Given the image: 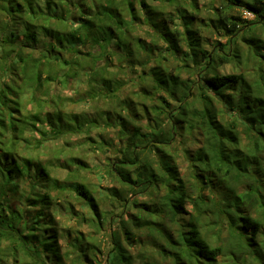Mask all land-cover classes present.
<instances>
[{"label":"trees","instance_id":"16d2710c","mask_svg":"<svg viewBox=\"0 0 264 264\" xmlns=\"http://www.w3.org/2000/svg\"><path fill=\"white\" fill-rule=\"evenodd\" d=\"M216 3L0 0V264H264V0Z\"/></svg>","mask_w":264,"mask_h":264},{"label":"rangeland","instance_id":"374dc122","mask_svg":"<svg viewBox=\"0 0 264 264\" xmlns=\"http://www.w3.org/2000/svg\"><path fill=\"white\" fill-rule=\"evenodd\" d=\"M206 0H201V2L202 3H204ZM219 1L220 0H217V2L218 3H216V4H219ZM244 16L245 17H248V18H253V15L252 14H250V13H248V12H246L245 14H244ZM152 37V35L150 34L149 36H148V38H151ZM215 39H218V37H216ZM222 42H224L225 41V39L224 38H222V39H220ZM222 70L223 71H226V72H233V71H235V69L232 67V66H230V65H227L226 67H224V68H222ZM120 76H121V78H123L124 80L123 81H126L127 80V75L126 74H120ZM83 82H80V84H82ZM65 93L67 94V95H69V96H72V91H70V90H66L65 91ZM87 107V106H86ZM97 132L98 131H95V132H93L92 133V136L94 137V138H97ZM105 135L106 136H112V131H107L106 133H105ZM84 139V136H80V135H75V136H68V137H66V138H63V139H61V140H58V141H56V142H54V146H57V147H70L69 145H73V144H76V142H77V140H83ZM77 149V148H76ZM89 151L88 152H84L83 154H85L86 156H87V161H89L90 162V164L91 165H94V164H97L98 165V167H99V165H101V160H105V157H106V155L105 154H108V151H106L104 154H95L93 151H91L90 149H88ZM63 153V152H62ZM67 157H66V154L65 153H63V154H61V157H60V161H62L63 159H66ZM100 168V167H99ZM181 170H182V172H185L186 171V169H185V165H182L181 166ZM65 170H62V171H59L58 173H61L62 175H64L65 174ZM86 175V174H85ZM96 175L99 177H96L97 179H95L93 176H87V183H89V185H90V188H91V184L92 183H98V182H100V184H102L104 187H111V186H116L121 192H123V195L125 196L126 195V193H127V190L129 189V188H127V187H125L124 185H121L120 183H118L117 181H116V179H111L110 180V178H106V177H104V179H102V178H100V176H102L101 175V173H96ZM98 179H100V180H98ZM92 182V183H91ZM91 183V184H90ZM93 186H94V184L92 185V190H93V192H94V194L96 193L95 192V190H94V188H93ZM105 190L103 189V192H104ZM102 192V193H103ZM129 193L130 192H128L127 193V195H129ZM75 199H76V196H75V194L74 193H70L69 194V196H68V198H67V201L69 202V203H72V202H74V205L75 206H73L72 205V209H73V211H76L77 212V210H79L80 208L76 205V201H75ZM74 200V201H73ZM77 200V199H76ZM98 200H99V205H100V209H102V210H104L105 212H112L113 213V216L115 217V218H117L118 216H119V220L120 219H126V218H128V214L129 213H134V212H136L137 211V208L136 207H133V206H131L130 205V207L129 208H127L126 209V207L124 208V203H125V201L122 199V198H119V196L118 195H116V194H114V196L113 197H111L109 194H105L104 193V195H102V198L100 199V198H98ZM139 200H141V199H139ZM128 202H126V204H127ZM64 207V206H63ZM79 208V209H78ZM71 209V210H72ZM59 211L58 212H60L61 211V209H58ZM122 210H124L123 211V213L121 214V212H122ZM55 213H57V211L55 212ZM58 216V218L59 219H63V215H57ZM67 219H69V220H71L70 221V223H71V225L73 226L72 228H74V229H77V230H80V231H82L83 233H85V232H89V231H92L93 229L91 228V227H89L86 223H84V222H82L81 221V219H79L78 218V216H76V214L75 215H71V216H69V217H67L65 220H67ZM117 226V224L114 226V230H115V227ZM104 232H108V230H106V231H104ZM104 232H102V233H99V235H98V238L97 239H94V240H92L93 242H96V243H98V246H104V250H106V247L107 246H105V243H107V241H108V236H107V234L106 233H104ZM85 241V244L87 245L88 244V240L86 239V240H84ZM106 252V251H105ZM99 253V252H98ZM105 254V253H104ZM100 256V258L101 259H103V256H102V254L101 255H99ZM103 264H106L104 261H103ZM136 264H140V262L137 260L136 261Z\"/></svg>","mask_w":264,"mask_h":264}]
</instances>
